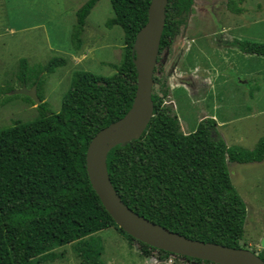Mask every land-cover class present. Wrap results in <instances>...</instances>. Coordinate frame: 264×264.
I'll return each instance as SVG.
<instances>
[{
  "label": "trees",
  "instance_id": "trees-1",
  "mask_svg": "<svg viewBox=\"0 0 264 264\" xmlns=\"http://www.w3.org/2000/svg\"><path fill=\"white\" fill-rule=\"evenodd\" d=\"M99 0L76 11L75 48L85 21ZM113 17L105 23L123 34V54L104 78L76 71L59 112L40 100L39 117L0 130V264H34L56 259L55 251L75 244L82 264H101L102 242L113 229L138 246L142 257L173 256L135 241L114 223L92 190L85 169L91 139L130 110L136 92L133 45L147 22L151 0H109ZM194 0H168L159 55L187 26ZM242 54L264 58V44L233 41ZM65 65L53 58L30 70L19 61L18 80L40 87L42 75ZM153 83L159 84L155 77ZM36 88V89H37ZM38 94V93H37ZM153 117L136 140L112 148L106 158L110 182L133 213L186 239L242 249L246 208L232 187L227 164L264 161V137L251 151L227 147L214 119H202L184 134L178 119L152 95ZM27 102L33 103L25 97ZM34 104V103H33ZM35 105V104H34ZM257 256L264 262V254ZM189 264H212L184 258Z\"/></svg>",
  "mask_w": 264,
  "mask_h": 264
},
{
  "label": "rangeland",
  "instance_id": "rangeland-1",
  "mask_svg": "<svg viewBox=\"0 0 264 264\" xmlns=\"http://www.w3.org/2000/svg\"><path fill=\"white\" fill-rule=\"evenodd\" d=\"M87 1L0 0V130L39 117L36 105L13 94L23 87L32 88L30 82L23 86L17 78L20 60L33 70L53 58L64 59L65 65L42 75V84L36 87V94L53 114L59 112L74 72L104 78L115 73L110 65L121 62L123 34L118 27L105 28L113 17L109 0H99L92 8L80 35V49L75 48V14ZM234 40L264 44V0H194L187 26L159 57L155 75L159 84H154L152 95L178 119L184 134L214 114L226 146L251 151L264 137V59L245 61V56L229 45ZM248 93L253 96V107ZM227 169L246 208L239 247L264 254L260 247L264 237V161L228 163ZM94 237L102 242L101 264H189L175 256L142 257L135 243L113 229ZM74 247L56 250L53 261L36 260L34 264H82Z\"/></svg>",
  "mask_w": 264,
  "mask_h": 264
},
{
  "label": "water",
  "instance_id": "water-1",
  "mask_svg": "<svg viewBox=\"0 0 264 264\" xmlns=\"http://www.w3.org/2000/svg\"><path fill=\"white\" fill-rule=\"evenodd\" d=\"M167 2L151 0L147 22L136 35L133 45L136 92L130 110L123 118L99 131L87 147L85 169L89 183L118 228L137 242L173 256L212 264H264L248 250L192 241L147 221L122 203L110 182L106 167L108 152L118 145L138 139L153 117V76L165 25ZM13 94L29 98L36 106L41 103L36 94V86L29 90L23 87ZM260 247L264 250V237Z\"/></svg>",
  "mask_w": 264,
  "mask_h": 264
},
{
  "label": "crops",
  "instance_id": "crops-1",
  "mask_svg": "<svg viewBox=\"0 0 264 264\" xmlns=\"http://www.w3.org/2000/svg\"><path fill=\"white\" fill-rule=\"evenodd\" d=\"M234 41H236V40H234ZM240 41V40H239ZM244 40H242L241 42H243ZM245 41H247V40H245ZM248 42H250V41H248ZM252 42H254V43H259V42H255V41H252ZM259 44H262V43H259ZM230 46H232L233 48H235L236 49V51L239 53V54H241V55H243V56H245L244 57V59H245V61H253L254 60V56H248V55H245V54H242L236 47H234L233 45H231V43L229 44ZM260 59H264V58H260ZM246 74H248V73H246ZM245 78H246V83H248V79H247V76L245 75ZM246 83L244 84V85H246ZM238 89H241L242 90V87H240V86H238ZM254 90H258V89H254ZM248 97H249V99H248V101L250 102V106L251 107H253V102H254V100H253V96H249V93H248ZM209 113V112H208ZM209 116L213 119L214 118V121H215V115L214 114H209ZM209 116H207V117H209ZM201 121V120H200ZM199 121V122H200ZM198 122V123H199ZM215 122H217V121H215ZM240 122V121H239ZM217 126H218V124H216Z\"/></svg>",
  "mask_w": 264,
  "mask_h": 264
}]
</instances>
